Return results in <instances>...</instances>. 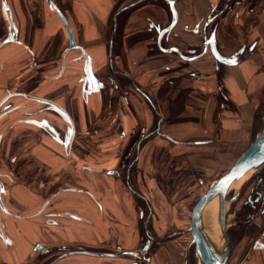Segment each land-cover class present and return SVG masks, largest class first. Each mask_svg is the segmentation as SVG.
Returning a JSON list of instances; mask_svg holds the SVG:
<instances>
[{
  "label": "crops",
  "instance_id": "1",
  "mask_svg": "<svg viewBox=\"0 0 264 264\" xmlns=\"http://www.w3.org/2000/svg\"><path fill=\"white\" fill-rule=\"evenodd\" d=\"M263 102L264 0H0V264H198L196 189Z\"/></svg>",
  "mask_w": 264,
  "mask_h": 264
},
{
  "label": "water",
  "instance_id": "2",
  "mask_svg": "<svg viewBox=\"0 0 264 264\" xmlns=\"http://www.w3.org/2000/svg\"><path fill=\"white\" fill-rule=\"evenodd\" d=\"M70 33L71 43H74V38L71 30ZM211 48L214 55L223 60L229 61L223 57L216 47L214 40L211 41ZM264 168V129L256 136L246 151L236 160L232 167L222 174L207 190L199 195L196 199L191 214L190 231L192 234V243L195 246V257L198 264H227L231 256V242L229 234V226L227 222L228 214V194L231 185L248 173L250 170L255 169V173ZM241 189L237 190L231 201L238 198ZM218 197V214L222 230L223 246L221 250L212 243L210 240L204 223V209L206 204L213 198ZM151 239H147L143 247L139 249L140 252L145 254L151 245ZM41 249L42 245L36 247Z\"/></svg>",
  "mask_w": 264,
  "mask_h": 264
},
{
  "label": "rangeland",
  "instance_id": "3",
  "mask_svg": "<svg viewBox=\"0 0 264 264\" xmlns=\"http://www.w3.org/2000/svg\"><path fill=\"white\" fill-rule=\"evenodd\" d=\"M261 108L262 109L260 110V112H262V114L264 115V102H263V106ZM216 169L217 170H215L213 177L209 180H206L203 185H201L199 188L196 189V194H195L196 199L199 197V195L201 193H203L205 190H207L216 181L217 177L221 176L227 170H229V165L226 168L222 167V165H216ZM257 173H255V172L251 173L248 176V178L246 180H244V182L241 184V186L239 188V189H241V193H240V197L238 196L239 198L237 200L231 201V198L233 197V195L235 194V192L237 190H233V191L230 190V192L228 194V199L230 201L228 203L227 222H228V226H229L231 246H234L236 249L237 245L240 243L242 248L244 247L245 252L249 248L250 240L252 238L250 229L246 230V227H247V225L249 223V219H250L247 216L251 215L252 212L247 211V207L244 206V199L246 198L245 196L248 192V189L252 185V183H256L257 177H255V175ZM196 199H195V201H196ZM238 200H240V201H238ZM242 206H243V209L240 210ZM240 214L244 215V217L242 218L244 221L243 223L238 221L241 219V218L238 219L239 217H241ZM168 235H176V233H173V234L168 233ZM241 237H243L245 239V240H242V241H245L243 244H241ZM240 245H239V247H240ZM238 257H237V253H234V251H233L232 256H230V259H229L227 264H240L241 259H239ZM194 261H195L194 259H191L190 263L192 262L191 264H194Z\"/></svg>",
  "mask_w": 264,
  "mask_h": 264
},
{
  "label": "bare ground",
  "instance_id": "4",
  "mask_svg": "<svg viewBox=\"0 0 264 264\" xmlns=\"http://www.w3.org/2000/svg\"><path fill=\"white\" fill-rule=\"evenodd\" d=\"M255 169L250 170L248 173H246L244 176H242L240 179L235 181L231 187L230 190H239L241 184L248 178V176L253 173ZM204 223L205 228L207 231V234L214 243V245L218 248V250H221L223 246L222 242V230L220 226L219 221V214H218V197H215L211 199L205 206L204 209Z\"/></svg>",
  "mask_w": 264,
  "mask_h": 264
},
{
  "label": "trees",
  "instance_id": "5",
  "mask_svg": "<svg viewBox=\"0 0 264 264\" xmlns=\"http://www.w3.org/2000/svg\"><path fill=\"white\" fill-rule=\"evenodd\" d=\"M255 177H257L256 178V185H257V187H258V189L260 191V194L264 195V168H262L255 175ZM240 216L241 217H239L238 219L244 217V215H241V214H240ZM247 217H249L250 219H249V223H248V225L246 227V230L249 229V227L251 226V224L254 222L253 217H251V215H248ZM231 247H232V251L231 252L233 253V251H234V253H235V247L234 246H231ZM232 253H231V256H232Z\"/></svg>",
  "mask_w": 264,
  "mask_h": 264
},
{
  "label": "flooded vegetation",
  "instance_id": "6",
  "mask_svg": "<svg viewBox=\"0 0 264 264\" xmlns=\"http://www.w3.org/2000/svg\"><path fill=\"white\" fill-rule=\"evenodd\" d=\"M255 192H256V193H257V192L260 193V191H259V189H258L257 187L254 189V192H253L252 196L247 200L248 203H249V202H250V203L253 202V200H254V198H255V197H253ZM260 195L262 196V194H260ZM260 195H259V196H260Z\"/></svg>",
  "mask_w": 264,
  "mask_h": 264
}]
</instances>
